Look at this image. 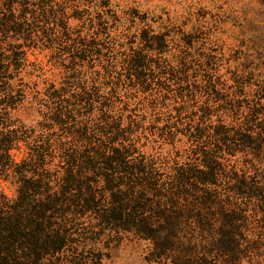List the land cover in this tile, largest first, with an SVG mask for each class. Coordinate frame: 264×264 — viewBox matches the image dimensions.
<instances>
[{
    "label": "trees",
    "instance_id": "obj_1",
    "mask_svg": "<svg viewBox=\"0 0 264 264\" xmlns=\"http://www.w3.org/2000/svg\"><path fill=\"white\" fill-rule=\"evenodd\" d=\"M53 8L49 0H0V181L15 188L12 199L0 192V264H45L106 232L150 242L160 264H242L264 248L240 235L248 222L238 202H253L264 216V178L250 174L253 162L238 170L225 159L243 153L264 160V80L248 92L241 85L243 95L254 93L241 121L189 131L193 157L168 172L140 150L124 116L86 85L69 98L52 92L55 107L36 131L17 116L27 101L19 76L29 48L17 41L37 30L50 37L47 21L58 12L65 29L68 18ZM137 57L128 80L142 86L145 57ZM257 223L263 228L264 217Z\"/></svg>",
    "mask_w": 264,
    "mask_h": 264
},
{
    "label": "rangeland",
    "instance_id": "obj_2",
    "mask_svg": "<svg viewBox=\"0 0 264 264\" xmlns=\"http://www.w3.org/2000/svg\"><path fill=\"white\" fill-rule=\"evenodd\" d=\"M49 1L53 10L65 13L66 28L60 27L58 12L47 21L50 37L37 30L26 42L17 41L29 46L23 49L19 76L27 101L17 116L36 131L55 107L52 92H69L60 97L69 98L86 85L116 116H124L123 127L135 133L140 150L168 172L193 157L189 131L241 121L254 94L243 95L241 85L248 92L264 80V0ZM134 56L145 57L142 86L128 80ZM171 68L181 73L161 74ZM22 156L17 153V160ZM225 159L238 170L253 162L250 174L264 178V160L255 162L243 153ZM0 192L15 197L7 182L0 181ZM238 202L248 222L242 223L240 235L263 245L264 226L260 229L257 222L264 216L254 212L253 202ZM152 251L150 242L106 232L87 249L45 264H160L152 261ZM248 255L242 264H264L261 246Z\"/></svg>",
    "mask_w": 264,
    "mask_h": 264
}]
</instances>
